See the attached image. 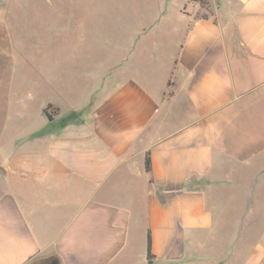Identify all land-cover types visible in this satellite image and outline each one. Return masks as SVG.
I'll use <instances>...</instances> for the list:
<instances>
[{"label": "crops", "instance_id": "1", "mask_svg": "<svg viewBox=\"0 0 264 264\" xmlns=\"http://www.w3.org/2000/svg\"><path fill=\"white\" fill-rule=\"evenodd\" d=\"M188 1L178 31L124 23L102 84L48 102L61 126L0 166V264H148V232L151 264H262L264 0H207L205 18ZM166 46L162 79L141 84Z\"/></svg>", "mask_w": 264, "mask_h": 264}, {"label": "rangeland", "instance_id": "2", "mask_svg": "<svg viewBox=\"0 0 264 264\" xmlns=\"http://www.w3.org/2000/svg\"><path fill=\"white\" fill-rule=\"evenodd\" d=\"M182 2L0 0V166L18 167L22 150L44 147L36 137L51 131V126H61V123L49 122L44 115L47 104L51 105L49 111L56 109L48 102L69 108L83 101L90 88L95 90L102 84V74L115 65L119 51L114 43L120 31H124V23L145 27L159 19L161 29L178 31L185 21L179 14ZM188 3L201 7L197 16L206 14L207 0ZM183 10L190 12V5H184ZM152 37L165 41L166 36L155 32ZM151 43L152 38L148 37L143 46L147 48ZM158 52L162 59H157V66L153 60L139 61L138 73L132 69L123 76L113 75L109 84L112 86L132 72L141 84L158 83L168 61L165 58L174 49L166 46ZM220 202L227 207L226 197L220 198ZM234 212L235 209L227 212L228 218L223 220L227 228ZM216 218L219 222L214 231H221L224 223L219 214Z\"/></svg>", "mask_w": 264, "mask_h": 264}, {"label": "trees", "instance_id": "3", "mask_svg": "<svg viewBox=\"0 0 264 264\" xmlns=\"http://www.w3.org/2000/svg\"><path fill=\"white\" fill-rule=\"evenodd\" d=\"M205 17L206 15H202V18H205ZM50 107L51 105L47 104V106L43 109V113L49 122H51L53 117L58 114V109H54V111H49ZM150 170H151L150 158H149V154L147 153L145 156V171L149 173ZM149 181L151 182V179ZM146 258H147L148 264H151L152 254H151V238H150L149 232L147 234ZM33 264H37V263L34 262Z\"/></svg>", "mask_w": 264, "mask_h": 264}, {"label": "water", "instance_id": "4", "mask_svg": "<svg viewBox=\"0 0 264 264\" xmlns=\"http://www.w3.org/2000/svg\"><path fill=\"white\" fill-rule=\"evenodd\" d=\"M262 264H264V259H263V261H262Z\"/></svg>", "mask_w": 264, "mask_h": 264}]
</instances>
